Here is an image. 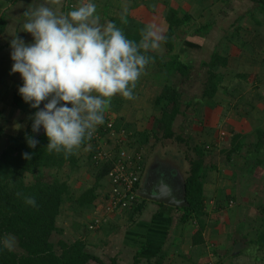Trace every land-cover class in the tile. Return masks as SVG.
Segmentation results:
<instances>
[{"label": "crops", "instance_id": "crops-1", "mask_svg": "<svg viewBox=\"0 0 264 264\" xmlns=\"http://www.w3.org/2000/svg\"><path fill=\"white\" fill-rule=\"evenodd\" d=\"M41 2L44 0H0V17L7 24L2 39L5 48L0 52V129L3 131L0 147L4 145L3 150L7 136L27 127V120L19 122L23 112L13 104L21 79L19 74L11 73L10 42L16 36L31 43V35L22 28L27 19L25 12ZM82 2L72 3L76 8ZM47 3L57 14L66 15L70 11L69 0H59V3L47 0ZM94 3L101 24L111 19L126 22L127 34L136 43L148 25H154L164 35L169 9L176 10L179 17L190 16L191 24L176 31L172 53H179L195 70L202 63L210 62L215 54L223 56L225 64L217 70L222 84L213 99L198 102L205 87V71H195L191 80L180 74L171 80L166 69L151 64L141 75L142 87H139L141 83L136 84L133 90V101L111 104V98L104 123L119 122L122 128L115 136L103 133L105 150L114 154L123 150L132 158L142 157L138 194L142 189L151 194L165 185L170 197L178 203L185 200L186 205L174 207L139 196L138 212L134 209L108 214L105 207L112 185L105 177L92 205L79 207L77 199L94 184L97 173L90 158L92 146L87 144L82 150L87 168L80 174L82 178L78 177V188L75 181L69 182L71 199L64 202L55 219L59 234L68 232L74 239L72 243L83 242L86 251L105 264L114 260L116 264H256L252 257L255 254L246 249L248 244H256L261 232L264 233V0H94ZM149 51L162 54L156 55L164 56L165 61L170 60L163 42L158 49ZM154 66L155 70H151ZM166 85L176 88L184 98L181 113L172 124L175 137L172 139L182 142V135H187L188 143L184 142L187 147L193 143L194 149L204 148L205 157H218L212 165L207 163L208 167L204 157L203 214L187 221L184 220L185 210L189 208L186 183L190 155L186 147L167 145L171 138L164 137L163 126L157 122L162 116V106L156 104V99ZM194 85V90L188 88ZM197 86L201 93L196 91ZM148 90L156 94L152 100L161 114L149 122L142 119L141 111L132 112L135 101L142 108L143 101L138 99H145ZM222 128L228 133L220 139ZM122 131L130 137L118 144V134ZM236 135L241 137L236 141L242 143L241 149L228 156ZM224 139L226 144L230 143L224 145L227 149L219 148V141ZM77 149L73 152L75 155ZM222 156L225 163L220 160ZM248 177H253V181L248 182ZM243 226L247 228L244 232L240 230Z\"/></svg>", "mask_w": 264, "mask_h": 264}, {"label": "clouds", "instance_id": "clouds-1", "mask_svg": "<svg viewBox=\"0 0 264 264\" xmlns=\"http://www.w3.org/2000/svg\"><path fill=\"white\" fill-rule=\"evenodd\" d=\"M25 16L23 32L32 41L11 39V73L22 81L17 91L23 102L38 109L31 117L32 132L42 129L46 148L67 156L104 124L112 97L133 99L136 82L151 62L144 53L158 49L166 37L148 25L139 43L129 40L112 21L100 23L94 0H83L66 15L57 14L44 0ZM27 144L34 149L37 141L28 138ZM22 156L31 158L29 153ZM23 199L37 206L31 196ZM2 243L12 245L10 239Z\"/></svg>", "mask_w": 264, "mask_h": 264}, {"label": "trees", "instance_id": "trees-1", "mask_svg": "<svg viewBox=\"0 0 264 264\" xmlns=\"http://www.w3.org/2000/svg\"><path fill=\"white\" fill-rule=\"evenodd\" d=\"M75 1L77 0H69L67 7L69 10L74 8L72 2ZM109 21H112L131 40L126 35L128 28L126 22L115 19ZM165 21L168 29L164 33L166 40L163 43L168 49L170 60L165 61L153 52L147 51L144 54L151 57V62L146 68L155 64L171 74H180L184 79L191 80L192 74L198 69L195 70L192 65L184 62L179 53L173 54L172 52L174 51L176 31L191 24L192 18L188 15L179 17L176 10L169 9ZM6 25L5 18L0 17V52L5 48L2 39L6 34ZM223 64H225L224 57L217 54L212 57L210 62L202 63L199 69L205 70L206 80L204 81L205 87L202 98L198 102H203L204 99H213L220 90L222 77L217 74V70ZM198 80L200 81V77ZM21 84L22 81L17 85V90ZM17 90L13 96V104L23 112L19 122L23 123L27 120V127L25 130H22V127L19 132L7 136L6 147L0 153V264H88L91 261L105 264L88 253L85 244L81 241L70 244L60 241L58 251L51 242L52 235L60 233L55 227V219L64 202L71 199V190L68 181H61L57 176L51 174L43 176L40 173L55 171L59 174L65 166L74 169L78 167L79 158L74 153L65 156L63 152L49 151L46 148L48 141L44 133L35 139L37 145L34 149L28 147L27 139H34V133L31 130V117L38 109H31L28 104L24 103ZM183 102L182 93L171 85H166L156 99V104L162 106V116L157 122L163 126L165 138L174 136L172 124L181 113L180 109ZM187 104V106H191L188 102ZM108 124L109 122H105L99 126L97 132L102 135L103 132L106 134L113 131L120 132L122 128V124L119 122L112 123L111 128H107ZM2 135L3 131L0 129V140ZM240 139L241 137L238 135L232 139V150L228 156L233 153L237 154L241 149L242 143L237 144L236 142ZM90 141L92 138L86 139L80 146L84 148ZM194 151L197 157L195 159L188 158L190 171L186 183V201L189 208L185 210L186 219L184 221L193 217L200 218L203 214L202 173L205 170V151L201 147L195 148ZM96 152L95 145H93L90 158L93 159ZM23 153H29L31 158L24 159ZM92 164L97 170L95 182L77 199L76 203L81 208L91 206L96 200L100 182L108 176L112 168L110 163L95 164L92 160ZM27 175L36 176L37 180L33 184H26ZM27 196L35 199L37 205L35 208L24 203L23 198ZM135 211L138 212L139 208L136 207ZM8 236L14 239L19 252L2 243ZM256 245L259 250H264V233L258 237ZM110 264H116V261H111Z\"/></svg>", "mask_w": 264, "mask_h": 264}, {"label": "rangeland", "instance_id": "rangeland-1", "mask_svg": "<svg viewBox=\"0 0 264 264\" xmlns=\"http://www.w3.org/2000/svg\"><path fill=\"white\" fill-rule=\"evenodd\" d=\"M126 35H128L127 33H126ZM157 55H159V56H161L162 54H160V53H156ZM162 59L164 60L165 58H164V56L162 57ZM195 66V65H194ZM196 66H198V65H196ZM151 70H155V66L153 67V68H151ZM198 70L200 71H202V69H199L198 68ZM205 70H203V72H204ZM146 74V73H145ZM169 75V77L168 78H170L171 79V77H176L177 76V74L176 73H173V74H171V73H169L168 74ZM172 80V79H171ZM168 81L169 80H167V82L166 83H168ZM142 82V79H141V77L138 79V81L136 82V84H140ZM202 84H203V82H202ZM175 85H177V84H175ZM196 85H194V86H187L189 89H191V90H194V88H196L195 87ZM139 87H142V83H141V85L139 86ZM197 92H199V93H201V88H200V86H197ZM203 89V88H202ZM145 90H146V88H145ZM145 90H144V92H145ZM180 91H181V89H180ZM183 92H185V88H184V90H183ZM155 95L156 94H154V95H152L151 94V92H150V90H148V92H147V94H146V96H144L145 97V99L142 97V98H139L138 99V101H143L141 104H143L142 105V108L140 107V109H139V107H137V104H138V102L137 101H135V103L134 104H132L134 107H135V109L132 111V112H135V114L137 113H139L140 111H141V113H142V116H143V120L144 121H147V122H149L151 119H155L156 117L157 118H159L160 117V111L158 110L159 108L158 107H155V105L156 104H154L153 103V100L152 99H154L155 98ZM263 95H264V93H263ZM119 101H127V102H131V101H133V100H129V99H125V98H122L121 96H119V95H116V96H114V97H112V99H111V104H114L115 102H119ZM234 103V102H233ZM131 107L129 106V109H130ZM127 112H129V110L127 109ZM140 113V114H141ZM151 128V127H150ZM221 132H222V135L220 136V139H223V135L225 134V137H226V135H227V133H228V131L227 130H223V128H222V130H221ZM177 133H178V131L176 130V135H177ZM132 135V134H131ZM134 135V134H133ZM183 136V138H181L183 141L182 142H179V141H176V139H169V140H167V142H166V144L167 145H170V146H176V145H179L178 146V148L179 149H182V148H184V147H186V152H188V154L190 155V157L191 158H196L197 156L195 155V151H194V144L193 143H191L190 144V148L189 147H187L186 146V144H184V142H187L188 143V137H187V135H182ZM173 138H175V137H173ZM6 140H3V142H5ZM226 139H224L223 141H219V145H220V147L219 148H221V147H223L224 145H226V146H229L230 145V143H227L226 144ZM105 143H106V141L105 140H102V143H101V146H103L102 148H103V150H105V149H107L106 148V146H105ZM92 147H93V145H94V142H93V140L92 141H90V143H89ZM180 145H183L182 147L180 146ZM98 147V146H97ZM3 148H4V145H1V147H0V153L3 151ZM86 147H80V148H78L77 150H76V155H77V157L79 158V166L77 167L78 169H76V170H74V169H72V168H70V167H68V166H65L64 168H63V170L59 173V174H57L55 171H43V172H41L40 174L41 175H43V176H47V175H54V176H57L58 177V179L59 180H61V181H68V184H69V182L70 181H75V183H76V185H77V188H78V185H79V176H80V174H83V171L87 168L86 166H87V164H88V162H86L85 160H83L84 159V156H85V152L84 151H82L83 149H85ZM224 148L225 149H227L225 146H224ZM223 148V150H225ZM97 149V148H96ZM218 149V148H217ZM105 151H108V150H105ZM226 151V150H225ZM109 152V151H108ZM227 154V153H226ZM255 154V153H254ZM257 154V153H256ZM224 155H225V153H224ZM212 156V159L210 158ZM213 156H215V155H208L207 157H205V162H206V166L208 167V165H207V163L208 164H210V165H212V163L213 162H215V161H218V157L216 158V159H213ZM254 156H256V155H254ZM253 156V157H254ZM209 159H211V160H209ZM222 162H224V156H222V158L220 159ZM225 163V162H224ZM73 173H75V175L73 174ZM40 175V176H41ZM247 175H251V174H247ZM252 176V175H251ZM81 177V176H80ZM82 178V177H81ZM69 179V180H68ZM37 180V178H36V176H32V175H27L26 176V178H25V183L26 184H33L35 181ZM249 180H251V181H253V177H248V179H247V181L249 182ZM71 183V182H70ZM75 183H72L73 185H75ZM258 223L260 224V220L258 221ZM247 228L245 227V226H243L242 228H240V230L241 231H245ZM261 234H262V232H261ZM5 239H10L11 241H12V245H11V247H9V248H11L12 250H14V251H16V252H19V250H18V248H17V246H16V243H15V241H14V239L12 238V237H6ZM74 239L73 238H71V235L70 234H68V232L67 233H65V234H63V235H60L59 233H56V234H53L52 235V237H51V242L54 244V246L56 247V250L58 251V243L60 242V241H62V242H65V243H72V241H73ZM257 249H258V247L256 246V244L254 243V245H249L248 244V248L246 249L247 251H249L251 254H255L254 256H252V257H255V261L254 262H256V264H262V263H264V262H262V259H264V250H262V252H258L257 251ZM264 261V260H263Z\"/></svg>", "mask_w": 264, "mask_h": 264}, {"label": "built area", "instance_id": "built-area-1", "mask_svg": "<svg viewBox=\"0 0 264 264\" xmlns=\"http://www.w3.org/2000/svg\"><path fill=\"white\" fill-rule=\"evenodd\" d=\"M107 126V128H111L112 123ZM126 133L125 131L117 133L119 135L118 144L123 143L130 137ZM108 134L115 136L116 132L113 131ZM102 135L96 130L91 138L94 142L95 150H97L92 160L95 164L110 163L112 166L107 176L112 185V190L105 211L108 214L133 211L139 203L138 185L142 171V157L132 158L123 150L115 154L103 150V146H101ZM95 227L96 225L91 226L90 229L93 230Z\"/></svg>", "mask_w": 264, "mask_h": 264}, {"label": "water", "instance_id": "water-1", "mask_svg": "<svg viewBox=\"0 0 264 264\" xmlns=\"http://www.w3.org/2000/svg\"><path fill=\"white\" fill-rule=\"evenodd\" d=\"M179 44L180 41L178 42V45ZM41 107H43V105H41ZM42 133H44L42 129L39 132L34 133V139H36ZM139 196L151 201H156L158 203L172 205L174 207H183V205H186L185 200H183L182 203H178L174 198L170 197L169 190L165 185H161L160 188L155 189L151 194L147 193L145 189H142V191L139 193Z\"/></svg>", "mask_w": 264, "mask_h": 264}]
</instances>
